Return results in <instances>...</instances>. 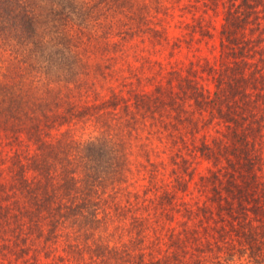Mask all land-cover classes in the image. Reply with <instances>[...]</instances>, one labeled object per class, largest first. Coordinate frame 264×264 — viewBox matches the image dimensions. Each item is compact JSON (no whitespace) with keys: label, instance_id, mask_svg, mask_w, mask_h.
<instances>
[{"label":"trees","instance_id":"1","mask_svg":"<svg viewBox=\"0 0 264 264\" xmlns=\"http://www.w3.org/2000/svg\"><path fill=\"white\" fill-rule=\"evenodd\" d=\"M115 1L0 0V46L30 65L68 73L70 22L83 23L99 4L125 11ZM219 45V67L203 68L213 76L210 90L190 67L186 74L171 71L152 94L112 93L97 101L63 99L51 81L41 88L0 81V264H246L242 256L258 255L264 261V0H223ZM57 74L51 76L64 77ZM185 99L222 126L210 142L195 144L213 167L200 177L205 202L183 212L198 215L203 241L196 228L147 232L150 215L134 213L130 199L115 200L116 184L128 178L130 149L140 141L139 121L150 117L172 144L187 147L196 122ZM146 144H138L144 156ZM184 160L174 158L171 177L158 184L145 158L156 222L178 210L175 197L190 174Z\"/></svg>","mask_w":264,"mask_h":264},{"label":"rangeland","instance_id":"2","mask_svg":"<svg viewBox=\"0 0 264 264\" xmlns=\"http://www.w3.org/2000/svg\"><path fill=\"white\" fill-rule=\"evenodd\" d=\"M117 1V8L122 7L125 11L99 4L91 7L93 14L100 11L95 13L97 18L90 12L83 23L77 20L70 22L72 39L64 51L66 60L72 61L67 70L70 73L62 67L42 66L35 62L30 65L28 58L14 55L1 45L0 81H24V86L34 88L44 87L47 81H51L50 85L61 91L63 99L97 101L112 93L129 97L135 92L152 94L158 85L167 84L171 71L186 74L190 67L197 70L195 78L205 90L215 87L212 74L203 68L209 64L219 67L220 64L219 29L223 0H217L215 5L210 0ZM188 23L195 25L194 31ZM65 58L60 63L62 66L66 65ZM59 71L64 73V77L55 79L51 76L53 72L58 76ZM162 96L167 99L166 93ZM184 107L196 122L191 123L193 133L187 134V147L179 148L172 144L171 136L162 129V124H154L150 117L137 123L134 131L140 141L130 149L128 178L116 184L119 187L115 200L127 204L130 199L135 205L134 213L150 215L151 227L145 228L147 232L154 230L165 235L172 225L176 230L196 228L203 241L206 234L193 211L205 202L208 190L202 187L200 177L213 165L195 144H200L201 140L210 142L211 136L217 135L222 126L217 118L210 117L206 109L200 111L190 100L185 99ZM161 109L160 105L154 108L156 115ZM129 135L125 133L127 141L130 140ZM135 137L130 141L135 143ZM142 142L147 143L144 146L148 149L147 156H144L142 146H138ZM147 157L153 162V170L156 169L158 184L171 177L174 158L185 159L184 164L190 172L184 173L187 181L185 190L178 191L175 197L178 210H171L173 219L162 224V220L156 222L154 218L155 191L144 187L146 177L143 175L150 168V165H143ZM111 191L109 188L107 193ZM185 208L193 210L189 217L183 214ZM207 235L210 237L211 234ZM241 260L247 261L246 264H264L259 255L257 259L242 256ZM234 261L239 264V260Z\"/></svg>","mask_w":264,"mask_h":264}]
</instances>
